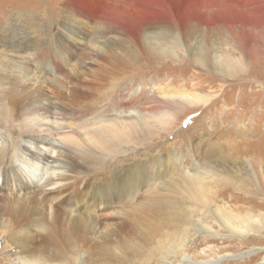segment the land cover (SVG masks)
<instances>
[{
    "label": "bare ground",
    "instance_id": "1",
    "mask_svg": "<svg viewBox=\"0 0 264 264\" xmlns=\"http://www.w3.org/2000/svg\"><path fill=\"white\" fill-rule=\"evenodd\" d=\"M204 1L205 4H212L217 11L209 8L193 10L185 19L176 20L177 24L168 14L158 15L162 10L154 8L155 16L135 33L128 34L135 51L148 63L180 43L181 58L172 56L173 62L186 58L208 72L219 71L222 77L237 76L256 69L259 60L264 65V41L249 38L245 31L247 27L264 38V0H223L224 14L244 8L242 14L245 16L260 15L259 22L249 21L246 27L231 21L208 20L206 16L217 17L220 13L217 6H213L215 0ZM66 8L75 11L73 5ZM218 30H222L229 40L231 50L228 49L224 56H219L216 50L218 43L213 35ZM1 42L7 44L11 40L2 39ZM205 44L207 47L203 48ZM18 49L10 47L9 55L17 56ZM121 60V57L120 60L114 56L103 57L97 68L69 71L72 76L61 66H56L57 71L54 72L57 73L54 74L66 77L68 84L75 89V92L67 90L66 93L62 88L58 92L44 86L45 80L34 74L35 68L32 72L27 70L37 67L34 61L24 60L12 66V61L8 60V65L4 67V74L0 76V118L5 112H13L18 132L29 144L20 145L22 156L36 163L39 169L52 171L43 185L36 187L32 198L35 205L27 217L14 225L13 230L3 233L10 236L6 238L17 249L40 243V256L24 261V264H64L68 259L76 260L83 256L87 262L103 258L116 264H130L141 252L147 253L146 256L144 253L147 260L154 259L157 254L163 256L162 259L171 253L183 254V248L190 240L189 235L194 231L191 210L205 209L202 199L218 183V177L212 172L209 173L211 177L199 172L192 175L182 173L164 182L160 181L159 172L150 171L149 167L154 162L151 169L158 167L161 161L154 159L150 162L146 152L136 150L131 143L143 147L149 137L154 139L159 136L149 123L157 120L158 114L116 116L109 112L105 115V109L98 111V101L93 96L99 89H105L106 110L111 106L119 107L124 113L129 111L127 100L122 95L129 68ZM13 76L16 80L8 81L7 78ZM119 84L122 86L119 87ZM76 89L80 91L78 95L82 100L72 98ZM119 89L122 97L116 101L113 99L114 91ZM163 89L164 96L158 98L156 105L173 120L169 125L174 123V111L178 107H205L214 99L212 96L183 94V89H175L169 82ZM101 113H104L103 117ZM8 130L7 122H4L2 133L8 134ZM39 146L52 148L53 155L43 153ZM2 149L0 173L14 168L11 163L7 165L8 148L5 143ZM232 149L238 157L247 154L243 149L240 151L241 148ZM133 153L134 159L131 158ZM22 156L18 157L21 162ZM226 157L228 155L223 156ZM246 157V176H255L258 170L264 174L260 155ZM176 165L183 170L178 161ZM208 167L218 173L219 165ZM48 202L52 205L51 214L44 210ZM132 205L137 207L134 212ZM218 219L222 229L238 237L247 234L250 226L259 224V219L234 216L226 207H223V214H219ZM0 227L5 228L3 223ZM164 238L169 240L164 241ZM170 239L174 242L169 243ZM225 257L229 258L227 255L196 264H219ZM24 260L28 259L25 257ZM260 264H264V255Z\"/></svg>",
    "mask_w": 264,
    "mask_h": 264
},
{
    "label": "rangeland",
    "instance_id": "2",
    "mask_svg": "<svg viewBox=\"0 0 264 264\" xmlns=\"http://www.w3.org/2000/svg\"><path fill=\"white\" fill-rule=\"evenodd\" d=\"M203 2L205 1L0 0V76L4 74L8 60L12 61V66H17L24 60L34 61L33 64H37V67L27 70L32 72L35 68L34 74L45 80L44 86L58 92L60 88L64 93L67 90L75 92L66 77L54 74L57 73L54 72L56 66L71 72L87 67L97 68L103 57L114 56L119 60L121 57L129 68V76L122 93L129 111L124 113L119 107L111 106L106 110L105 89H99L96 96H93L98 101V111L105 109V115L109 112L116 116L149 112L158 114V119L149 123L154 133L159 136L154 139L149 137L143 147H137L133 143L131 146L136 150H144L150 162L154 159L161 161L158 167L151 169L155 162L149 167L152 173L161 174L160 181L177 178L182 173L192 175L194 172L207 177H211L209 173L212 172L218 177V183L202 199L206 208L191 210L190 219L194 231L189 235L190 240L183 248V254L171 253L165 259L157 254L154 259L147 260V253L141 252L130 264H196L227 255L229 258L225 257L219 264H260L264 255V174L261 170L255 176L248 177L245 174L246 156L260 155V165L264 164V65L259 60L256 69H249L237 76L222 77L219 71L208 72L186 58L173 62L172 56L179 60L181 58L180 43L171 46L168 53L157 55L155 61L146 63L144 56L135 51L128 38V34L135 33L142 24L155 16L156 13L152 11L154 8L162 10L158 13L161 17L168 14L176 24V20L185 19L193 10L209 8L213 12L217 11L212 4ZM224 4L223 0H215L213 6H217L220 14L206 18H211L212 22L231 21L244 27L252 22H259L260 15L245 16L242 14L245 12L244 8H236V12L224 14ZM68 5H73L75 11L67 9ZM250 30L247 27L245 29L249 38L264 41L262 36ZM214 33V40L220 47L216 48L218 55L224 56L228 49L231 50L229 40L222 30ZM2 39H10L11 42L5 44L1 42ZM10 47L19 48V54L10 56ZM34 55L36 58L32 59ZM70 72L69 75L72 76ZM7 79L16 80L15 76ZM167 82L175 89H183V94L212 96L214 99L205 107H178L174 111L175 121L169 125L173 120L156 105L158 98L164 96L163 88ZM79 93L76 89L72 98L82 100ZM66 95L68 96V92ZM122 95L120 89L115 90L113 99L119 101ZM103 114L101 113L102 117ZM0 119H3L0 120V150H3L5 143L8 148L7 165L11 163L14 166L0 173V221H5L0 222L5 226L0 227V264H24V261L40 256V243L17 249L6 238L10 236L3 233L13 230L14 225L27 217L35 205L32 198L36 187L43 185L52 171L39 169L36 163L22 156L20 145L29 144L27 139L20 136L13 112H5ZM4 122L9 127L8 134L2 133ZM231 146L241 148L240 151L243 149L247 154L238 157L233 154L235 149ZM51 149L39 146V150L49 156L53 155ZM134 154L131 155L132 159ZM224 155L228 157L223 158ZM19 156H22L23 162L18 159ZM177 161L183 166V170L178 169ZM216 164L219 165L218 173L208 167ZM223 207L228 208L234 216L259 219V224L250 226L249 232L241 237L232 235L218 224V215L223 214ZM51 208L52 205L48 202L44 210L51 214ZM131 208L134 212L137 207L132 205ZM168 240L169 238H164V241ZM170 240L169 243L174 242L173 239ZM252 252L256 253L253 255ZM247 254L252 255L246 257ZM25 257L28 260H24ZM84 257L68 259L64 264H116L103 258L87 262Z\"/></svg>",
    "mask_w": 264,
    "mask_h": 264
}]
</instances>
